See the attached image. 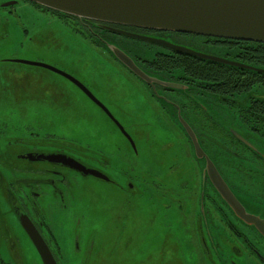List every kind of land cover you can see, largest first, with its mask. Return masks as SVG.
<instances>
[{"label":"flooded vegetation","instance_id":"af4514ba","mask_svg":"<svg viewBox=\"0 0 264 264\" xmlns=\"http://www.w3.org/2000/svg\"><path fill=\"white\" fill-rule=\"evenodd\" d=\"M19 4L27 9L32 6L43 20L69 27L75 36L98 48L106 57L105 63L117 73L136 77L139 107L125 111H136L141 148L114 112L90 86L74 75L58 66L37 62L77 80L104 107L70 77L44 66L20 62V59L0 57V101L7 99L6 107L0 102V264H126L128 258L122 254L125 206L84 202V198H91L81 188V182L85 181L112 184L111 191L123 192L121 197L130 194L138 199L141 196L134 192L157 190L153 195L154 205L161 204L164 214L160 224L185 223L180 217L181 210L177 219H170L174 210L165 202L166 198H171L177 206H181L182 201L173 197L166 183L156 181L162 175L158 166L155 169L151 163L159 149L165 152L170 145L163 142L165 131L175 132L184 139L178 142L181 152L172 161L183 163L179 189L182 198L193 197V222L198 225V240L204 253L212 258L208 242L216 243L221 235L217 231L222 227L226 240L225 251L216 252L219 264L220 260L224 264H251L252 260L245 259H250L249 254L264 264V236L253 224L237 216L216 191L205 171V158L196 157L183 124L186 122L193 130L201 148L245 210L264 218V74L234 66L230 69L210 59L222 58L250 67L264 66V59H260L261 50L264 58V43L82 19L30 0H8L1 8L13 14ZM114 47L126 54L144 77L134 74L117 59L112 51ZM13 63L34 65L68 80L104 115L108 131L120 140L117 149L121 151L108 153L102 148L101 156L106 155L98 165H93L87 162L76 143L49 142L44 120L30 123L25 114L17 117L10 112L5 114L4 111H14L13 103L8 105L9 100L33 99L38 103L33 106L34 111H43L47 100L45 72H33ZM19 111L24 108L20 107ZM85 146L88 155L93 150ZM49 155H65L102 175H86L61 160H50ZM129 160H134L135 165ZM158 163L164 168L160 160ZM173 168L171 163L165 164L167 173ZM148 179L151 187L146 183ZM96 215L103 219H95ZM116 216L118 220H114ZM234 240L242 243L246 252L234 245ZM166 259L167 264L170 260ZM129 261L140 264L141 254L136 251Z\"/></svg>","mask_w":264,"mask_h":264},{"label":"rangeland","instance_id":"374dc122","mask_svg":"<svg viewBox=\"0 0 264 264\" xmlns=\"http://www.w3.org/2000/svg\"><path fill=\"white\" fill-rule=\"evenodd\" d=\"M7 1L0 0V57L43 62L58 66L61 70L74 75L90 86L96 96L114 112L132 138L136 140L137 146L141 148L139 141L141 131L136 127L138 122L135 117L136 111H125L139 107L136 77L128 73H117L114 67L105 63L106 57L98 48L80 36H75L69 27L50 20H43L32 6L27 9L22 8L24 4H19L15 6L13 14L7 13L1 8V5ZM13 65L24 66L33 72L41 70L45 72L48 77L45 84L47 100L46 105H43L45 107L43 111L33 110L34 105L38 106L37 102L32 101L33 99L9 100L8 105L13 103L14 111H4L5 114L10 112L14 117L25 114L30 123L38 122V119L44 120L48 126L46 137L49 142L76 143L78 150L88 160L87 162L93 165H98L102 156L106 155L104 153L101 156L102 148L108 153L114 150L115 152L121 151L117 149L121 145L120 140L108 131L104 115L68 80L34 65L18 63H13ZM23 85L24 83L21 84ZM0 102L6 107V98ZM20 107L24 108V111H19ZM163 135V142L170 145L165 152L159 149L154 154L151 163L155 169L158 166L159 173L162 175L160 180L156 181L166 183L172 189L173 197L182 201L181 206H177L178 204L171 198H166L165 202H169L174 210L170 219H177L178 211L181 210L180 217L185 219V223L168 226L160 224V220L164 219V214L160 210L162 209L161 204L154 205L153 195L157 190L150 189L147 193L134 192L135 195L141 196L138 199L130 194L121 197L123 192L118 194L111 191L112 184L91 180L81 182L84 193H89L91 197L84 198V202L100 206H125L126 226L123 232L125 248L122 254L128 258L126 264H134L133 261H129V257L134 258L136 251L141 254L140 264H166V258L170 260L167 264H219L216 252L225 251L224 240H226L222 227L217 231V234H221L219 236L221 240L216 239V243L208 242L212 252L210 259L208 254L204 253L203 245L198 240V225L193 222L195 219L194 204L191 201L193 197L190 193V198H182V190L179 189L180 173L184 170L183 163L180 161V164H177L176 161H172V158H177L181 152L178 142H183L184 139L175 132L165 131ZM85 145L93 150L89 152L94 155L91 153L87 155L88 149ZM90 155L94 159L91 160ZM159 160L164 168L158 163ZM129 161L133 166L135 165L134 160ZM167 163L174 166L171 173H167L165 169ZM127 172L131 171L127 169ZM134 172L138 173L136 170ZM150 181L148 179L146 182L149 187H151ZM192 182L191 180V186ZM156 211L160 214L157 215ZM95 219L101 220L103 217L96 215ZM118 219V216L114 217V220ZM234 243L246 252L242 243L235 240ZM249 256L250 259H245L252 260L251 264H261L257 257L250 254ZM222 261L220 260V264H224Z\"/></svg>","mask_w":264,"mask_h":264},{"label":"water","instance_id":"95a60500","mask_svg":"<svg viewBox=\"0 0 264 264\" xmlns=\"http://www.w3.org/2000/svg\"><path fill=\"white\" fill-rule=\"evenodd\" d=\"M47 9L64 15L82 19H91L137 28L172 31L264 43V0H30ZM126 33V32H123ZM129 36L143 38L131 33ZM145 39V38H144ZM149 39V38H148ZM113 54L134 74L143 76L141 70L123 52L115 47ZM208 58V57H203ZM219 63L234 67L246 68L264 74V68L250 67L234 61L211 58ZM20 62L44 66L70 77L82 90L99 105L100 102L77 80L63 71L49 65L31 61ZM144 77V76H143ZM104 107V106H102ZM190 136L198 159L205 158V171L222 199L244 222L253 224L264 236V218L248 213L234 195L224 178L220 175L212 160L201 148L195 133L183 121ZM239 139H243L234 132ZM244 140V139H243ZM50 160H58L71 168H78L84 174L101 176L99 171L86 168L74 159L65 155H49Z\"/></svg>","mask_w":264,"mask_h":264},{"label":"trees","instance_id":"16d2710c","mask_svg":"<svg viewBox=\"0 0 264 264\" xmlns=\"http://www.w3.org/2000/svg\"><path fill=\"white\" fill-rule=\"evenodd\" d=\"M263 51L261 50L260 52V59H264L263 57ZM223 67H227V68H230V69H234L232 66H229V65H222ZM261 68H264V66H260ZM258 74V73H256Z\"/></svg>","mask_w":264,"mask_h":264}]
</instances>
